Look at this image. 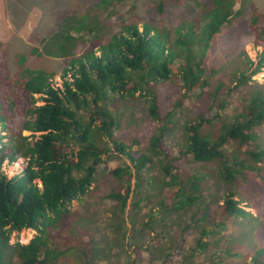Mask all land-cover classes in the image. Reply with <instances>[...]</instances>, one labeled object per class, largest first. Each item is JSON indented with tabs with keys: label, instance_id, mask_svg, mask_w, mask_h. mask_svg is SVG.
I'll return each instance as SVG.
<instances>
[{
	"label": "trees",
	"instance_id": "1",
	"mask_svg": "<svg viewBox=\"0 0 264 264\" xmlns=\"http://www.w3.org/2000/svg\"><path fill=\"white\" fill-rule=\"evenodd\" d=\"M91 2L80 14L74 13L78 15L74 22L56 11V21L71 23L54 35L59 55L65 59L59 85L52 82L54 73L30 65L25 54L15 55L10 66L7 48L0 42V130L6 133L0 136L6 139L0 143V264H6V257L11 255L19 264L82 263L91 248V234L88 228L77 226L72 203L86 196L101 177L97 168L108 152L104 144L112 143L116 154H126L127 148L114 135L118 126L115 117L138 96L145 99L148 117L158 122L159 128L148 141V154L128 157L137 172L157 162L161 173L170 175L172 165L162 149L161 137L172 127L175 112L187 95L195 91L201 95L209 87L206 57L226 32V25L242 9L235 10L237 0H194L198 16L172 31L169 23L170 28L162 29L155 17L167 15L163 0H148L141 6L138 0ZM131 2L133 7L129 6ZM247 19L253 39L262 47L251 72L254 76L264 65V14L252 6ZM30 54L41 57L37 47H32ZM251 76L237 79L236 86L248 88L244 107L238 115L225 117L218 131H212L218 113L211 119L200 115L184 125V144L178 158L216 163L220 181L229 187L221 204L217 203L213 211L206 206L201 219L195 220L211 223L200 229L194 247L184 256L187 262L211 248L212 241L207 239L227 230L235 220L251 217L238 200L257 206L249 201L246 190H239L240 181L246 184V173H254L256 182L264 185L259 166L264 164V139L258 133L264 128V87L255 81L248 85ZM176 80L181 83L184 97L161 118L154 84ZM223 88L218 86L211 95L218 111L227 108ZM14 114H19L22 121L10 133L8 123L14 121ZM23 132L29 135L23 136ZM18 158L25 161V168L18 177L8 178L2 165ZM109 176L118 185L104 198L110 199L119 213L113 220L117 221L114 232L120 240L124 227L119 215L131 192L130 174L117 168ZM175 179L170 176L166 182L178 186L168 191L166 207L170 213H187L195 207L196 216L201 183L196 177L186 178L179 186ZM107 182L111 185L109 179ZM25 230L35 232L27 244H10L12 233ZM137 249V259L140 253L149 251ZM232 250L228 248L223 253L243 259L244 264H264V245ZM162 251L154 252L152 257L163 256ZM167 259L164 256L163 261Z\"/></svg>",
	"mask_w": 264,
	"mask_h": 264
},
{
	"label": "rangeland",
	"instance_id": "2",
	"mask_svg": "<svg viewBox=\"0 0 264 264\" xmlns=\"http://www.w3.org/2000/svg\"><path fill=\"white\" fill-rule=\"evenodd\" d=\"M138 1L141 6L148 0ZM163 1L167 15L166 13L162 17L155 15L162 29H168L171 25L174 31L177 25L198 16L199 8L194 0ZM92 3L91 0H0V42L7 48L9 65L11 66L15 55L25 54L30 65L54 73L52 82L59 85L61 82L59 76L64 69L65 59L59 55L54 35L66 30L71 23H62L60 19L56 21V11L63 14L66 20L74 22L78 16L74 13L82 12ZM236 4L235 10L241 6L242 9L226 25V32L216 40L206 57V79L209 81V87L201 95L200 91L187 95L188 99L184 100L182 106L175 112L172 127L161 137L162 149L166 151L172 165L170 175L165 176L161 173L157 162L137 172L134 162L128 157L134 154H148L150 148L148 141L159 128V123H154L148 117L145 99L138 96L133 103L128 102L127 107L122 106L119 115L114 114L118 122L114 135L127 148L126 154H116L112 143L108 146L104 144L103 147L107 148L108 152L97 168V173L101 177L86 196L73 202L71 206L78 220L77 226L80 229L88 228L91 234L89 239L91 248L82 257L80 264H244L243 259L225 256L223 251L231 248L232 251L238 252L239 247L252 250L264 245V185L258 184L255 174L251 172L246 173V184L239 182L241 187L239 190H246L249 201L257 206L253 208L246 201L238 200L242 202L240 207L251 217L237 219L227 230L215 235L217 238L207 239L212 241L208 251L196 254L188 262L184 259L194 247L200 229L211 223L210 220L199 222L195 220L201 219L206 206L209 207V211H213L217 203L221 204L229 188L220 181L216 163H195L190 157L178 158L177 153L184 144V125L190 120H197L200 115L211 119L218 113L220 116L214 118L212 128V131H218L225 117L238 115L244 107L248 88L236 86L237 79L240 76L249 78L252 75L251 72L262 53V47L257 46L253 39L254 34L248 28L247 15L252 6L264 14V0H237ZM129 6L133 7L132 2ZM32 47L39 49L40 58L30 54ZM252 81L264 87V65L258 74L251 76L248 85ZM220 85H224L222 93L227 101V108L224 111L217 110L211 96ZM154 91L161 118L184 97L181 83L177 80L154 84ZM123 110L126 111L121 113ZM13 119V122L8 123L10 133H14L22 121L19 114H14ZM258 133L264 139V128L259 129ZM5 134L0 130L1 137ZM22 135L28 136L29 133L23 132ZM1 141L5 142L6 139H0V143ZM262 146L264 148V140ZM231 148L229 145L228 149ZM25 165V161L18 158L13 163H3L2 171L8 178L18 177ZM259 166L262 167L264 176V164L261 163ZM117 168L124 169L130 174L128 182L131 191L126 207L119 215V220L123 219L124 227L122 235L124 237L120 240H117L119 235L116 236L114 232L117 221L113 220L119 213L113 206L114 203L104 198L111 192L112 187L118 185L116 181L111 182L110 176L108 177V174ZM170 176L176 177L174 181L179 186L186 178H198L201 190L200 209H197L196 216H193L195 207L188 209L187 213L169 212V208L166 207L168 202L164 199L168 197V191L173 192L178 188L166 183ZM108 179L111 185L107 182ZM34 235L35 232L30 230L12 233L10 244L16 242L27 244ZM138 247L148 248L149 251L140 253V258L137 259L140 252ZM161 250L163 256L152 257L154 252ZM164 256L168 257L167 261H163ZM6 264L19 262L11 255L6 257Z\"/></svg>",
	"mask_w": 264,
	"mask_h": 264
}]
</instances>
